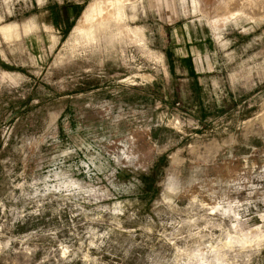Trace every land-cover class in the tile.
I'll list each match as a JSON object with an SVG mask.
<instances>
[{"label": "rangeland", "instance_id": "rangeland-1", "mask_svg": "<svg viewBox=\"0 0 264 264\" xmlns=\"http://www.w3.org/2000/svg\"><path fill=\"white\" fill-rule=\"evenodd\" d=\"M94 5L0 0V264H264V0Z\"/></svg>", "mask_w": 264, "mask_h": 264}, {"label": "bare ground", "instance_id": "bare-ground-1", "mask_svg": "<svg viewBox=\"0 0 264 264\" xmlns=\"http://www.w3.org/2000/svg\"><path fill=\"white\" fill-rule=\"evenodd\" d=\"M104 1H108L110 3V6L94 5V7L92 9L94 11L93 17L97 21H100L101 19H105V18H112V17L116 16V14L122 15L123 7H124L125 3L129 0H104ZM85 24H87L86 20H84L82 22L81 26L83 27V25H85Z\"/></svg>", "mask_w": 264, "mask_h": 264}]
</instances>
